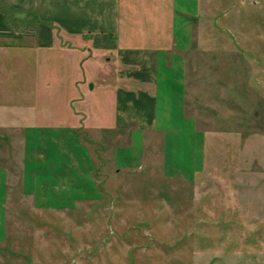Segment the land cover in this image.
<instances>
[{"label": "crops", "instance_id": "0c3cea01", "mask_svg": "<svg viewBox=\"0 0 264 264\" xmlns=\"http://www.w3.org/2000/svg\"><path fill=\"white\" fill-rule=\"evenodd\" d=\"M16 13L36 22L19 25ZM197 47L247 60L246 88L264 98V0H0V118L28 111L21 126L5 127L23 130L22 191L33 212L101 198L98 145L81 129L95 140L114 131L119 170H142L159 146L165 176L202 175L209 139L214 148L225 135L187 113Z\"/></svg>", "mask_w": 264, "mask_h": 264}, {"label": "rangeland", "instance_id": "374dc122", "mask_svg": "<svg viewBox=\"0 0 264 264\" xmlns=\"http://www.w3.org/2000/svg\"><path fill=\"white\" fill-rule=\"evenodd\" d=\"M16 16L19 25L36 22L32 13ZM231 56L197 47L188 61L187 113L200 129L225 135L214 148L209 139L201 176H165L159 146L147 167L119 170L114 131L95 140L81 129L98 145L101 198L72 210L33 212L22 191L23 130L5 127L21 126L28 111L7 109L0 118V264H264V98L246 88L249 62Z\"/></svg>", "mask_w": 264, "mask_h": 264}]
</instances>
